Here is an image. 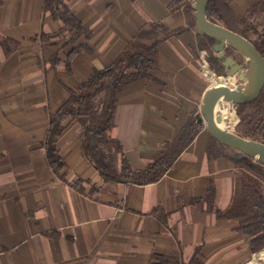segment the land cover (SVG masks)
Wrapping results in <instances>:
<instances>
[{
    "label": "crops",
    "instance_id": "0c3cea01",
    "mask_svg": "<svg viewBox=\"0 0 264 264\" xmlns=\"http://www.w3.org/2000/svg\"><path fill=\"white\" fill-rule=\"evenodd\" d=\"M64 1L89 37L71 43L70 32L59 34L63 23L44 0H0V264H149L153 253L186 264H195L193 258L199 264H250L258 252L250 236L237 220L216 212L235 204L239 151L217 145L209 155L204 124L151 183L103 179L83 152L76 119L57 140L64 168L56 173L49 166L43 146L49 116L69 89L109 65L148 22L184 29L159 42L151 78L130 82L118 93L111 134L132 168L152 162L190 116L198 119L206 91L217 83L204 72L207 51L197 44L202 35L195 29L193 0ZM260 1L229 5L240 16ZM79 43L91 52H77L68 73L62 62ZM233 52L245 68V57ZM211 71L231 88L239 84L240 69L233 81ZM228 104L234 113L240 106ZM74 180L80 190L71 185ZM209 183L211 209L205 200ZM155 207L160 217L152 213Z\"/></svg>",
    "mask_w": 264,
    "mask_h": 264
},
{
    "label": "trees",
    "instance_id": "16d2710c",
    "mask_svg": "<svg viewBox=\"0 0 264 264\" xmlns=\"http://www.w3.org/2000/svg\"><path fill=\"white\" fill-rule=\"evenodd\" d=\"M230 0H207L205 14L207 19L221 24L249 40L264 58V0L253 5L245 14L237 16L229 5ZM45 9L52 10L53 15L62 21L63 28L59 34L70 32L69 42L84 35L89 37L90 31L82 26L81 21L71 12L64 0H44ZM184 28L168 30L161 22L152 21L140 27L126 46L107 66L94 69L80 82L78 87L69 89V95L56 112L49 116L48 126L43 139L45 157L49 166L59 173L64 168L57 148V140L66 124L73 119L82 126L81 138L83 152L105 180L132 181L135 183H151L158 180L171 166L178 154L187 146L201 125L196 116H190L182 125L176 137L165 143L157 157L143 168L134 169L123 152L122 144L112 136L114 126V109L118 93L126 84L140 78H151L154 58L159 42L164 37L178 35ZM161 33V34H160ZM201 34V33H198ZM197 39L200 48L207 51L206 60L211 70L217 75H225L224 61L226 56L240 58L227 48L225 55L213 54V39L201 34ZM48 35H42L47 40ZM79 51L91 52L86 43L72 45L62 64L68 73L71 72V59ZM57 57L51 58L54 64ZM234 118V131L237 135L264 143V88L256 99L248 104L240 105L235 113L229 110ZM217 145L226 146L210 135L207 153L214 154ZM220 152V151H219ZM241 168L238 195L235 204L226 212L216 210L217 215L238 221L239 230L250 236L253 251L264 247V203L260 200L264 194V167L250 157L239 152L235 156ZM71 185L80 190L79 180ZM196 199L193 201H200ZM205 200L208 209L212 208L213 188L209 183ZM161 209L155 207L152 213L160 215ZM195 264L199 261L191 260ZM149 264H186L179 258L153 253Z\"/></svg>",
    "mask_w": 264,
    "mask_h": 264
},
{
    "label": "water",
    "instance_id": "95a60500",
    "mask_svg": "<svg viewBox=\"0 0 264 264\" xmlns=\"http://www.w3.org/2000/svg\"><path fill=\"white\" fill-rule=\"evenodd\" d=\"M206 3L207 0H193L196 32L216 41L213 50L218 52L217 56H224L226 49L230 48L245 57L246 66L242 69V61L232 56L225 57L223 64L225 73H227L226 76H231L240 69L237 75L240 85L236 84L235 87L231 88L226 84L219 83L209 88L201 103L197 122L204 124L209 134L218 142L233 147L245 156L253 157L264 165L263 142L237 135L234 127L232 132H226L219 128L215 122V104L219 99L236 106L248 104L258 97L264 88V58L249 40L221 24L207 19L205 14ZM260 264H264V262Z\"/></svg>",
    "mask_w": 264,
    "mask_h": 264
},
{
    "label": "bare ground",
    "instance_id": "6f19581e",
    "mask_svg": "<svg viewBox=\"0 0 264 264\" xmlns=\"http://www.w3.org/2000/svg\"><path fill=\"white\" fill-rule=\"evenodd\" d=\"M207 74L210 76V78L213 81H217L216 84L219 83H223V84H227L224 83L226 82L225 80H223L222 78H216V76L212 73H208ZM230 81H233V77L230 76L229 78ZM213 86H210V88ZM229 104L226 101H223L222 99H219L216 104H215V122L216 125L223 129L226 132H232L233 131V123H234V118L232 115L229 114ZM258 258H260L261 260H264V251L261 250L258 255ZM252 264H258L256 257H254V259H252L251 261Z\"/></svg>",
    "mask_w": 264,
    "mask_h": 264
},
{
    "label": "rangeland",
    "instance_id": "374dc122",
    "mask_svg": "<svg viewBox=\"0 0 264 264\" xmlns=\"http://www.w3.org/2000/svg\"><path fill=\"white\" fill-rule=\"evenodd\" d=\"M235 110H236V109H235ZM229 114H230V111H229ZM230 115H231V114H230ZM241 153H242V152H241ZM248 157H249V156H248ZM250 158H251L252 161L257 162V160H256L255 158H253V157H250ZM263 167H264V165H263ZM260 200L264 203V194L261 195ZM261 250L264 251V248L261 249ZM261 250H260V251H261ZM260 251H259V252H260ZM259 252H258V253H259ZM257 258H258V257L256 256V260H257ZM253 259H254V258H253ZM251 261H252V260H251ZM257 262H258V264H260V263H263L264 260H261L260 258H258ZM250 264H252V263H250Z\"/></svg>",
    "mask_w": 264,
    "mask_h": 264
},
{
    "label": "built area",
    "instance_id": "2783aa9c",
    "mask_svg": "<svg viewBox=\"0 0 264 264\" xmlns=\"http://www.w3.org/2000/svg\"><path fill=\"white\" fill-rule=\"evenodd\" d=\"M204 66H205V67H204V72H206V73H207V72H208V73H209V72H212V71L208 68V65H207V64H205ZM213 74H214V73H213ZM258 252H259V251H258ZM258 252H255V253H254L253 258L256 257V256L258 255ZM253 258H252V259H253ZM257 260H258V258H257Z\"/></svg>",
    "mask_w": 264,
    "mask_h": 264
}]
</instances>
